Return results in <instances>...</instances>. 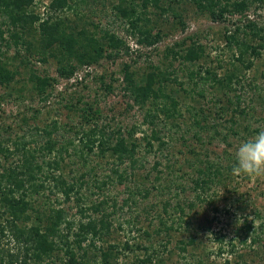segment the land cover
Returning <instances> with one entry per match:
<instances>
[{
	"label": "trees",
	"instance_id": "16d2710c",
	"mask_svg": "<svg viewBox=\"0 0 264 264\" xmlns=\"http://www.w3.org/2000/svg\"><path fill=\"white\" fill-rule=\"evenodd\" d=\"M184 1L49 0L46 14H41L36 11L37 0H0V87L9 89L6 94L11 96L15 89L12 84L23 70L20 64L14 66L20 59L29 71L27 80L32 84L30 90L39 95L41 102L47 103L59 79L72 80L82 68L98 65L103 59L115 61L122 56L137 54L132 52L123 37L100 28L93 21L87 23L98 11L107 12V4L117 11V17L128 23L138 45L153 47L165 35L161 30L152 33L158 24L152 16L161 17L172 12L179 24L184 26L183 15L177 13L179 7L174 5L179 6ZM188 2L213 22L230 21L229 16L243 15L251 10L256 14L264 10V0ZM68 12L76 13L78 20L85 21V26L88 24L95 30L69 26L65 23ZM231 22L232 28L224 33V41L235 53L227 67L220 60L217 68L207 65L209 57L199 39L190 44L185 40L174 44L164 52L161 64L149 63L144 70L124 63L121 72L125 95L141 110L148 105L157 106L153 111L144 113L143 123L149 129L144 131L142 143L136 138L140 130L138 126L120 125L116 118L108 119L99 108H94L80 97L78 102L83 104L82 108L71 103L67 109L69 112L78 110L82 114L75 119L70 117L64 126L57 118H52L41 127L35 121L32 124L31 117L22 120L28 127L25 131L21 127L24 134L15 137L10 134L13 130L11 126L2 127L10 135L0 137V264H120L123 250L132 251V258L138 264H167L164 258L168 257L167 253L169 256L173 254L169 247L176 221L168 225L158 215L160 224L152 234L149 229L138 228L141 222L134 225L139 219L133 223L128 221L130 227L138 233L143 231V236L150 238L149 246L138 244L137 248H132L129 243L123 247L117 243L124 228L117 218L126 208L130 211L134 209L138 203L136 197H149L150 189L140 183L148 177L141 178L139 172L145 167V154L172 151L171 131L165 134L169 139L162 134L169 126L171 129H182L178 117L183 116V103L176 89L179 86L182 92L188 93L185 85L192 86L191 92L202 97L204 92H212L216 100L213 106H219L216 114L221 116V131L212 125L215 138L219 136L221 143L234 148L233 152L224 150L221 159L218 156L217 160L207 157L202 160L198 153L190 150L196 158L189 166L196 172L189 177L187 185L178 186L174 199V206L180 213V227H199L197 237L191 233L187 239L179 241L178 250L187 254L186 259L189 258L192 264H209L211 257L205 255L206 251H201L204 242L198 231L205 230V224L210 225L212 221L206 219L205 223L200 221L197 225L198 217L202 215L195 209L215 204L216 189L227 190L240 177L232 172L236 152L234 141L238 146L264 129V82L258 81L260 78L264 81V25L255 19ZM32 56L44 64L54 59L58 65V78L29 68ZM140 57L137 54L133 62H138ZM177 62L181 72L187 71V83L179 82ZM220 69L221 72L218 71ZM253 70L259 73V78H248ZM99 80L107 93L114 92L112 86L105 83L104 76H100ZM26 90L27 87L17 91ZM189 107L194 122L187 121L184 126H199L200 120L208 121V115L213 113L203 107ZM34 112L35 115L40 113L39 109ZM251 119L258 124L257 127L245 123ZM211 128L204 122L201 130ZM195 138L201 139L198 134ZM38 142L44 144L38 145ZM142 146L145 154L141 152ZM167 156L170 157L169 154ZM105 166L109 167L111 174L102 177L98 170ZM117 186H124L128 195L126 199L120 201L118 194L111 193ZM153 187L156 188L155 185ZM188 193L194 194V197L180 199L181 195ZM235 202L232 207L238 204L237 208L242 210L240 202L244 204V201L237 199ZM171 207L172 201H166L164 214H169ZM219 210L214 208L216 213ZM252 215V221L244 215L242 229L235 232V237L226 243L227 247L224 246L226 235L221 232V236H216L222 244L218 253L222 255L228 251L238 256L236 264L264 263V250L260 253L257 248H264V215L260 210H252ZM153 226L150 219L148 227ZM163 233L166 239L161 238ZM235 240L250 247V251L237 253ZM228 245L232 247L230 251ZM138 250L144 251L143 258L136 254ZM197 250L201 251L200 255ZM185 264L189 263L186 261Z\"/></svg>",
	"mask_w": 264,
	"mask_h": 264
},
{
	"label": "rangeland",
	"instance_id": "374dc122",
	"mask_svg": "<svg viewBox=\"0 0 264 264\" xmlns=\"http://www.w3.org/2000/svg\"><path fill=\"white\" fill-rule=\"evenodd\" d=\"M37 1L36 11L41 14H46V7L49 0ZM174 5L177 8L179 7L177 13L183 15L185 25L182 26L179 24L172 12H168L161 17L152 16L158 23L157 26L154 27L152 33L156 34L161 30L165 37L155 46L146 47L137 44V39L129 30L128 23L120 16L117 17V11L113 10L110 4H107V12L98 11L87 23L89 24L93 21L95 25H98L100 28L107 29L110 33H116L118 36L123 37L130 46L132 52H137L138 55H141L138 62H133L134 59L137 58V54H135L131 57L122 56L115 61L103 59L98 65L84 67L72 78V80L59 79V83L55 85L52 98L47 103L41 102L39 100V95L36 94L34 90H30L32 84L27 80L29 73L28 68H25L23 64H21L20 59H18L14 63V66H19L20 64L23 70L20 71V75L16 76L12 84L15 89H12L13 91L11 90V96H7L6 94L7 91H10L9 89L0 87V137L6 138L10 134L12 137H15L17 134H24L21 131V127H24L25 131L28 126L23 124L22 120L31 119V117H33V120L31 119L30 122L33 124L35 121V123H38L41 127L48 124L52 118H57L60 125L64 126L69 121L70 117L75 119L82 114L78 110L77 112H69L67 109V106L71 103L75 104L77 108H82L83 104L78 102V97H80L86 103L92 104L94 108H99L108 119L114 117L120 122V125L126 127L132 125L138 126L140 130L136 138L142 143L144 131L148 132L149 129L148 125L143 123L144 113L153 111L157 106L148 105L144 110H141L139 106H134L130 98L125 95L122 83L123 74L121 72L124 63H131L135 67L144 70L149 63L161 64V62H163L162 57L164 52L174 44L184 40L190 44L191 41L199 39V42L206 48L209 57V59L206 58L207 65L211 64L212 67L215 66V68H217L218 60H220V63H222L224 67H227L228 63L233 59V53H235V50L232 51L229 49V46H227L224 41V33L227 29L232 28L233 22L231 21L243 20L244 22L247 21V19H255L259 24L264 25V10L257 12V14L251 10L243 15L229 16L228 18L231 19L230 21L213 22L209 17L199 13L196 6L189 3L188 0L179 3V6L177 4ZM67 16L68 19L65 23L69 26L79 27L80 29L85 27L89 30H95L88 24L85 26V21L78 20L76 13L68 12ZM30 60L32 62H30L29 68L42 74L47 73L50 77L58 78V65L54 59H51L47 64L39 62L37 57L30 58ZM209 60L211 63H209ZM175 66L178 67L179 63L177 62ZM177 69L179 70V82L183 83V81H185L187 83V71L181 72L180 67ZM191 69H195V67L191 66ZM218 71L221 72V69ZM87 73H89V76H86ZM100 76H104L105 83L112 86L114 89L113 93L109 94L101 87L102 84L99 80ZM85 77L86 80L84 81ZM254 77L259 78V73L255 70L248 74V78L254 79ZM82 81H84L83 85L81 84ZM258 81L260 83L264 82L261 78ZM77 82L80 84L75 86ZM26 87L28 89L26 91H17L19 88ZM184 87L188 90V93L182 92L179 86L176 89L179 91L180 97L182 98V100H180L183 103V105H181L183 116L182 118L181 116L178 117V122L182 129H171L169 126L162 134L165 139H169L166 138L165 134L168 130L171 131L173 135V141L170 142L173 147L172 151H154L153 153L145 154L146 150L143 146L141 147L142 154L146 155V162L145 167L139 173L141 178L148 177V179L140 183H143L145 188L150 189L149 197L147 199L136 197L138 201L137 207L135 206L132 211L126 208L125 211L121 213L120 217L117 218L119 222L123 223L124 227L123 231L119 234L117 243L122 245V247L125 246L126 243H129L132 248H137L136 245L138 244L149 246L150 238H145V236H143V231L142 233H138L135 228L130 227L128 221L133 223L134 220L139 219L134 225L141 222L142 224H139L138 228L141 230L149 229V233L151 234L154 229H158L160 224L159 218L157 217L158 215L163 217L168 225H172V223L176 221L177 224L174 225L173 238L171 239V245L169 247V251H172L173 254L169 256V253H167L166 255L168 257L164 258L167 259V264H185L186 261L192 264L189 258L186 259L187 254H183L178 250L177 244L180 240L187 239L191 233L197 237V230L199 227H180V220L178 221L180 213L177 212L174 206L176 202L174 199L177 193L176 191L179 188L178 186L187 185L190 181L189 177L196 172L195 168L189 166L196 158L189 151L192 150L198 153L202 160H205L206 157L211 160H217L218 156H220L221 159L224 150L228 149L230 152L234 151V148L226 147L225 144L221 143V138L219 136L215 138V131L212 125L214 124L215 129L218 128L221 131V116L219 117L216 114L219 106H213L216 100L213 98L212 92H208L207 94L204 92V97H202L196 92H191L192 86L188 87V85H185ZM189 105L203 107L204 109H208V111H213V113L208 115V121L200 120L201 125L199 126H191L189 124L188 126H184L187 121L188 123L194 122V118L188 111V108H190ZM38 109L40 113L35 115L34 110ZM204 122L212 127L211 130H201ZM245 123H250L253 127H257L258 125L253 119ZM3 126L5 128L11 126L13 130H11L10 134H7L3 131ZM195 134H198L201 139H196ZM43 144L44 142H38V145ZM234 144H236L235 149H237L239 145L237 146L236 141H234ZM157 147L158 145L156 144L155 148L157 149ZM168 154L170 155L169 158L167 156ZM157 163L158 166H156ZM98 173L101 174L102 177L111 174L107 166L99 169ZM154 185L156 188L153 187ZM111 193L115 195L118 194L120 201L128 197L124 191V186H117ZM216 193L215 204L210 206L205 204L202 206L203 208L196 207L195 209V211L197 210L198 213L202 215L198 217L199 222H197V225L200 224V221L204 222L206 219L212 221L210 225L209 223L205 224V230L198 231L200 239L204 242V248H202L201 251H206L205 255L211 257L209 264H236V262L239 261L238 256L231 255L228 251L224 252L222 255L218 253L222 244L221 241L216 240V236H221V232L222 235H226L224 246L227 247L226 243L228 244L230 240L235 237V232L242 229L245 223L244 215L248 216L250 221L254 218L252 210H260L264 215V177L252 179L240 176L237 177L236 183L231 184L227 190H221L219 187L216 189ZM186 196L192 198L194 194L188 193V195H181L180 199L185 200ZM237 199H239V201H244V204L240 202L242 210L238 209V204L236 207H232V203L236 204L235 201H237ZM166 201H172L169 214H164L163 212V205ZM215 207H218L220 212L216 213L214 211ZM189 210L190 209L187 208V213L190 212ZM150 219H152L154 225L152 228L148 227ZM177 228H180V230ZM209 228L211 229L209 230ZM209 234H211V237H209ZM165 235L166 234L163 233L161 238H165ZM234 245H236L237 253H246L250 251V247L241 245L239 240H235ZM228 248L230 251L232 247L228 245ZM257 248L260 253L263 252L261 250H264V248L261 249V247ZM201 251L197 250V254L200 255ZM122 253L119 259L120 264H138L134 261V258H132V251L124 252L123 250ZM136 254L143 258L144 251L138 250ZM125 255H130V257Z\"/></svg>",
	"mask_w": 264,
	"mask_h": 264
},
{
	"label": "clouds",
	"instance_id": "9594fccd",
	"mask_svg": "<svg viewBox=\"0 0 264 264\" xmlns=\"http://www.w3.org/2000/svg\"><path fill=\"white\" fill-rule=\"evenodd\" d=\"M232 172L252 179L264 177V129L239 144Z\"/></svg>",
	"mask_w": 264,
	"mask_h": 264
}]
</instances>
